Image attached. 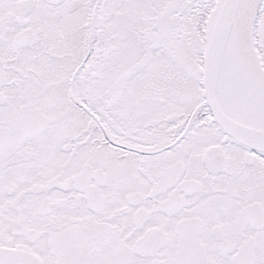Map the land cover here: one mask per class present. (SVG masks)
Listing matches in <instances>:
<instances>
[{
	"label": "snow or ice",
	"instance_id": "snow-or-ice-1",
	"mask_svg": "<svg viewBox=\"0 0 264 264\" xmlns=\"http://www.w3.org/2000/svg\"><path fill=\"white\" fill-rule=\"evenodd\" d=\"M0 264H264V0H0Z\"/></svg>",
	"mask_w": 264,
	"mask_h": 264
}]
</instances>
